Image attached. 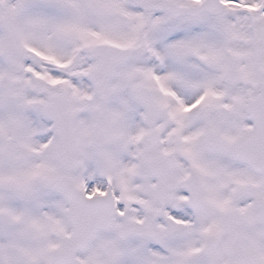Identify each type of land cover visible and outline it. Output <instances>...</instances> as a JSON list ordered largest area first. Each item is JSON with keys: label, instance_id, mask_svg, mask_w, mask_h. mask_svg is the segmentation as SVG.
<instances>
[{"label": "snow or ice", "instance_id": "1", "mask_svg": "<svg viewBox=\"0 0 264 264\" xmlns=\"http://www.w3.org/2000/svg\"><path fill=\"white\" fill-rule=\"evenodd\" d=\"M0 264H264V0H0Z\"/></svg>", "mask_w": 264, "mask_h": 264}]
</instances>
